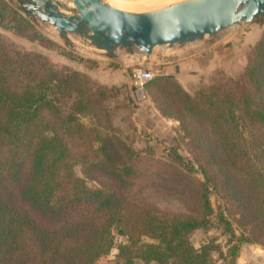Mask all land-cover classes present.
Here are the masks:
<instances>
[{
	"label": "trees",
	"instance_id": "1",
	"mask_svg": "<svg viewBox=\"0 0 264 264\" xmlns=\"http://www.w3.org/2000/svg\"><path fill=\"white\" fill-rule=\"evenodd\" d=\"M12 2L0 0L4 29L55 44ZM247 56L240 75L217 70L192 93L163 74L145 84L163 115L191 138L204 182L189 216L142 200L156 172L138 168L144 158L114 127L112 100L121 88L0 36V264H96L112 250L115 233L126 237L118 247L125 264H212L219 246L197 248L190 240L215 213L210 189L221 195L219 221L235 238L229 255L236 258L244 243L264 246V37ZM75 165L114 186L90 187Z\"/></svg>",
	"mask_w": 264,
	"mask_h": 264
},
{
	"label": "rangeland",
	"instance_id": "2",
	"mask_svg": "<svg viewBox=\"0 0 264 264\" xmlns=\"http://www.w3.org/2000/svg\"><path fill=\"white\" fill-rule=\"evenodd\" d=\"M12 1L11 5L21 13L19 2L16 0ZM56 1L61 3L62 7L60 10L66 15L76 13V8L70 0ZM183 1L185 0H179L161 8ZM28 15L41 35L55 44L49 45L46 41L41 40L30 41L26 37L7 31L1 24L0 36L21 51L33 52L48 59V61L57 66H65L84 72L89 76L91 81L97 84L104 86L116 85V87L121 88L120 93L112 100L114 112L113 109L111 111L114 113V127L125 144L131 146L134 151L144 158L138 164V168L144 169L150 166L156 172L154 177L149 180L147 184L148 188L146 189L147 193L142 197V200L155 205L159 211L164 213H180L195 216L197 202L194 197H197L200 183L204 182V180L199 169V164L193 157L195 152H192L191 138L181 129L179 121L163 115V108L157 105L152 93L148 89H144L142 93H138L132 82V71L142 68L144 54L135 48L130 49V51L127 50L129 56L122 57L124 50L118 48L114 52L115 56L109 57L104 50L98 49L89 40L70 33H67L63 37L60 31L49 22L43 21L33 13ZM252 29L253 31L250 32ZM257 29L259 35H261L259 38L256 37L254 39L250 35L255 34ZM263 37L264 14L252 23L233 25L213 36L206 35L202 40L184 44V46L199 44L200 46L197 49L199 52L204 51L209 46L212 47L213 52L210 56L202 58L201 64L208 68L217 62V66L212 71H206L203 74L201 83L197 88L208 85L212 75L217 70H222L225 75L230 77L240 75L247 64L249 49L256 42L263 39ZM170 47H181V45H164L158 46L156 49H169ZM136 52L142 56L139 59L140 61L133 60L130 57V55L132 56ZM83 59L90 61L86 62L89 67H83L80 61ZM151 62L152 57L149 65ZM153 69L151 70L156 75H161L157 71L158 67ZM125 77L128 78L129 84L132 85V91L128 96L124 94L123 86L107 83L114 80L123 82L125 81ZM130 100L133 102L131 103ZM171 149H177L176 152L183 159H177L175 151H170ZM189 149L192 151L190 152ZM184 163L188 164V167ZM190 166H193L194 172L187 171ZM75 172L79 177L85 179L90 187H96L100 182L109 184L112 187L114 186L109 178L101 174L85 175L80 165H75ZM157 174L161 175L158 176ZM210 191V198L215 213L211 217L209 225L193 232L190 235V240L197 248L210 242L219 246L220 249H215L212 253V264H237L238 256L243 249L257 243L241 244L236 258L229 255V247L233 243H236L235 238H232L229 233L225 232L224 223L219 221L218 213L220 212V208H223L224 203L221 195L215 192V190L210 189ZM229 209L234 213L235 207L233 204H229ZM230 219L233 220L232 218ZM236 230L237 232L240 231L238 228ZM114 235L112 250L109 254L101 256L96 264H125L124 259L118 256V247L126 243V237L116 233ZM253 260H258L256 254H254Z\"/></svg>",
	"mask_w": 264,
	"mask_h": 264
},
{
	"label": "water",
	"instance_id": "3",
	"mask_svg": "<svg viewBox=\"0 0 264 264\" xmlns=\"http://www.w3.org/2000/svg\"><path fill=\"white\" fill-rule=\"evenodd\" d=\"M16 1L25 13L49 22L63 37L79 35L109 57L118 48L138 49L144 54V70L158 46L202 40L233 25L252 23L264 14V0H185L142 13L119 10L104 0H70L76 8L73 15L63 13L56 0Z\"/></svg>",
	"mask_w": 264,
	"mask_h": 264
},
{
	"label": "crops",
	"instance_id": "4",
	"mask_svg": "<svg viewBox=\"0 0 264 264\" xmlns=\"http://www.w3.org/2000/svg\"><path fill=\"white\" fill-rule=\"evenodd\" d=\"M253 29L250 31L252 32ZM258 29L255 34H251L252 38L260 37ZM257 38V39H258ZM256 41V40H255ZM199 44L187 45L181 47H170L169 49H154L152 53V62L147 69L154 70L158 67V73L167 75L175 79L187 92H194L201 83L203 74L207 71H212L217 62L210 65L208 68L201 64L202 58L210 56L213 52L212 47L206 48L204 51H198ZM122 57L129 56L126 49H123ZM130 57L133 60H139L142 56L138 52ZM140 61V60H139ZM219 65V64H218ZM208 66V65H207ZM208 69V70H207ZM109 84H118L123 86L125 95H129L132 91V85L129 84L128 78L125 81L114 80L107 82ZM254 254L258 256V260L254 261ZM258 262V263H257ZM264 264V247L260 245H250L245 247L241 254L238 256L237 264Z\"/></svg>",
	"mask_w": 264,
	"mask_h": 264
},
{
	"label": "bare ground",
	"instance_id": "5",
	"mask_svg": "<svg viewBox=\"0 0 264 264\" xmlns=\"http://www.w3.org/2000/svg\"><path fill=\"white\" fill-rule=\"evenodd\" d=\"M104 1L106 3H109L112 7L117 8V9L122 10V11L133 12V13H142V12H145L148 10H150V11L153 9L156 10L157 8H161L163 6H166L168 4L174 3V2L179 1V0H104ZM66 8H67V6H66ZM98 49H100V48H98Z\"/></svg>",
	"mask_w": 264,
	"mask_h": 264
},
{
	"label": "built area",
	"instance_id": "6",
	"mask_svg": "<svg viewBox=\"0 0 264 264\" xmlns=\"http://www.w3.org/2000/svg\"><path fill=\"white\" fill-rule=\"evenodd\" d=\"M156 74L152 70L137 68L132 71V82L138 93H142L147 81L153 79Z\"/></svg>",
	"mask_w": 264,
	"mask_h": 264
}]
</instances>
